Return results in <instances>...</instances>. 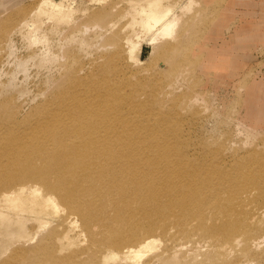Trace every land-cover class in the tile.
<instances>
[{
  "label": "bare ground",
  "instance_id": "obj_1",
  "mask_svg": "<svg viewBox=\"0 0 264 264\" xmlns=\"http://www.w3.org/2000/svg\"><path fill=\"white\" fill-rule=\"evenodd\" d=\"M88 1L101 7L82 9L74 21L73 1L40 0L12 22L13 33L23 32L30 44L48 45L47 35L37 36L45 18L67 26V38L92 21L109 26L112 16L128 18L106 32L113 51L103 55L100 72L84 77L79 68L67 71L54 83L55 97L32 112L21 116L20 105L0 92V246L11 242L1 247L0 264L179 263L178 254L155 236L170 230L186 238L198 235L203 247L226 260L240 250L264 263V252L256 251L262 236L254 235L264 225L257 226L258 208L249 201L258 188L253 179L263 176L259 161L219 166L230 159L223 148H175L168 140L179 133L178 124L161 98L137 100L136 90L122 93L110 77L126 61L142 63V35L150 34L146 40L153 48L174 51V44L163 41L175 39L194 0L182 4L180 13L174 11L177 2L163 0H127L125 9L120 1ZM2 16L0 37L9 44L2 27L12 17ZM247 36L233 42L236 51L253 42ZM69 47L62 58L73 56ZM58 59L49 47L38 62ZM164 114L167 123L161 122Z\"/></svg>",
  "mask_w": 264,
  "mask_h": 264
},
{
  "label": "rangeland",
  "instance_id": "obj_2",
  "mask_svg": "<svg viewBox=\"0 0 264 264\" xmlns=\"http://www.w3.org/2000/svg\"><path fill=\"white\" fill-rule=\"evenodd\" d=\"M39 1L0 0V17L2 14V17L7 14L12 17L2 27V30H7L11 45L0 37V92L1 97H13L14 102L20 105L21 116L32 112L34 107L46 100L53 99L55 95L51 91L54 83L67 71L80 69L78 74L84 77L94 71L100 72L103 55L113 51L106 32L118 30L128 19L112 16L109 19L113 23L109 26L102 25L105 22L97 26L92 21L86 29L81 27L75 31L76 34L67 38V26H53L45 18L37 36L40 38L47 35L49 44H30L23 32L13 33L12 22L17 21L24 11L36 7ZM72 1L73 4L70 5L74 13L73 21L80 17L82 9L87 7L88 11H92L101 7L88 0H53L64 5ZM117 1H120L119 8L129 6L126 4L127 0H106V4ZM186 1L188 0H163L165 4L177 2L175 13L181 12L178 8ZM184 16L176 30L175 39L163 41L174 44V51L168 52L160 46L153 48L146 40L150 34L142 35L138 38L143 41L142 52L139 54L142 63L126 61L110 77L122 93L136 90L137 100H147L151 94L161 98L162 106L171 110L167 113H171L178 124L177 137L173 136L168 140V143L176 145L175 148L191 152L223 148L231 161L227 160L219 166H239L242 161L248 160L247 166L250 161L258 160L262 165L263 176L261 179H253L258 188H251L253 194L249 196V201L258 208L257 226H263L264 0H194L190 11L184 12ZM246 36L253 39V42H246L236 51L234 44L237 43L233 42H240L239 37L244 39ZM49 47L50 51L56 52L58 61L40 64L38 59ZM68 47L73 49V56L62 58L64 48ZM21 63L24 65L20 66ZM90 94L92 93H87L86 96ZM174 101L179 102L178 106L174 105ZM153 113L157 116L156 109H153ZM161 122H168L166 114ZM250 125H256L258 129L253 131L249 129ZM170 232L166 237L155 233L162 242L161 247L173 249L181 258L179 263L170 261L166 264H205V260L207 264H212L213 261L225 264H260L249 253L240 250L234 251L232 260H226L216 252V255H212L210 247H203L198 235L192 234L186 238L178 235L175 230ZM254 235L262 236L259 238L262 241L260 248L256 251L264 252V230H257ZM9 243L11 242H6ZM6 244L0 246V259L4 257L2 248Z\"/></svg>",
  "mask_w": 264,
  "mask_h": 264
}]
</instances>
